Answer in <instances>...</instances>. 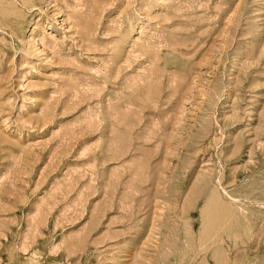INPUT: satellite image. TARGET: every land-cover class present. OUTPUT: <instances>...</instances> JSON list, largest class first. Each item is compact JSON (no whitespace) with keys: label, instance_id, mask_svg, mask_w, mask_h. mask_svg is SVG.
I'll list each match as a JSON object with an SVG mask.
<instances>
[{"label":"rangeland","instance_id":"374dc122","mask_svg":"<svg viewBox=\"0 0 264 264\" xmlns=\"http://www.w3.org/2000/svg\"><path fill=\"white\" fill-rule=\"evenodd\" d=\"M0 264H264V0H0Z\"/></svg>","mask_w":264,"mask_h":264}]
</instances>
